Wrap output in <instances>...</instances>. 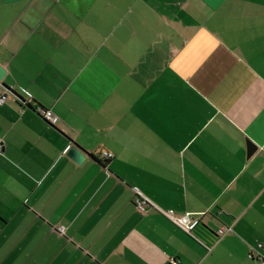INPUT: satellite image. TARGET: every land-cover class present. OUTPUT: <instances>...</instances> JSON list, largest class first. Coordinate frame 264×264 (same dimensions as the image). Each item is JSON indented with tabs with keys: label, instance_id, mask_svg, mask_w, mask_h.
Listing matches in <instances>:
<instances>
[{
	"label": "crops",
	"instance_id": "0c3cea01",
	"mask_svg": "<svg viewBox=\"0 0 264 264\" xmlns=\"http://www.w3.org/2000/svg\"><path fill=\"white\" fill-rule=\"evenodd\" d=\"M0 64V264H264V0H0Z\"/></svg>",
	"mask_w": 264,
	"mask_h": 264
},
{
	"label": "built area",
	"instance_id": "2783aa9c",
	"mask_svg": "<svg viewBox=\"0 0 264 264\" xmlns=\"http://www.w3.org/2000/svg\"><path fill=\"white\" fill-rule=\"evenodd\" d=\"M8 93L4 91L3 93L0 94V106H3L7 100H8ZM23 104L28 106V101L24 100ZM37 113H42L47 121H49L52 125H55L57 123V117L54 115V113L49 110V109H44V108H38V111L36 110ZM3 153V144L0 142V154ZM103 155L106 158H111L113 156V153L109 151H104ZM135 192H136V199L135 203L136 206L143 212L148 211V206L153 205L152 201L138 188L135 187ZM159 211L163 213L167 218H169L175 225L183 229L187 233H191L192 230L194 229L196 219L192 215V213H185L182 216H178L175 212L174 209H160ZM63 231V227L60 228ZM232 230V226H223L220 228V235L225 234L226 232ZM260 248H263L262 244H259ZM264 259V255H263ZM173 264H178L177 261H174Z\"/></svg>",
	"mask_w": 264,
	"mask_h": 264
},
{
	"label": "water",
	"instance_id": "95a60500",
	"mask_svg": "<svg viewBox=\"0 0 264 264\" xmlns=\"http://www.w3.org/2000/svg\"><path fill=\"white\" fill-rule=\"evenodd\" d=\"M7 74V71L3 65L0 64V80H3ZM257 145H255L252 142H249V151H248V156L252 155L255 153L257 150ZM67 155L70 156L72 159H74L77 163L83 162L86 157L87 153L78 145L74 144L72 145L68 151Z\"/></svg>",
	"mask_w": 264,
	"mask_h": 264
}]
</instances>
